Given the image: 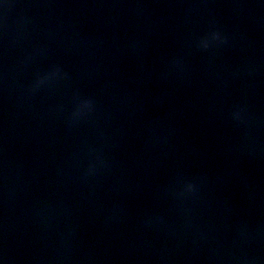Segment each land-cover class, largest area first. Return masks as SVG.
<instances>
[{
  "label": "water",
  "instance_id": "obj_1",
  "mask_svg": "<svg viewBox=\"0 0 264 264\" xmlns=\"http://www.w3.org/2000/svg\"><path fill=\"white\" fill-rule=\"evenodd\" d=\"M74 0H0V183Z\"/></svg>",
  "mask_w": 264,
  "mask_h": 264
}]
</instances>
